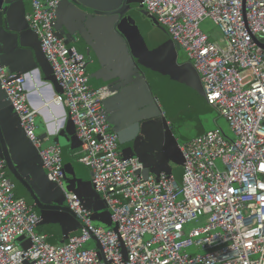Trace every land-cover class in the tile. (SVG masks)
Listing matches in <instances>:
<instances>
[{
	"label": "built area",
	"instance_id": "2783aa9c",
	"mask_svg": "<svg viewBox=\"0 0 264 264\" xmlns=\"http://www.w3.org/2000/svg\"><path fill=\"white\" fill-rule=\"evenodd\" d=\"M61 2L31 0L27 20L63 90L54 102L68 107L82 142L75 156L91 169L118 232L95 226L92 213L66 193L83 229L64 244H50L37 232L40 215L17 196L0 159V264H264V0H143L184 50L209 105L236 137L231 141L217 129L181 146L182 186L165 173L144 180L139 159L123 158L103 110L109 87H90L86 56L57 36ZM207 18L224 44L201 30ZM0 82L26 136L40 149L49 180L63 187L62 148H42L25 76L0 64ZM191 223L201 227L187 230ZM94 239L101 249H86ZM192 248L200 253L191 254Z\"/></svg>",
	"mask_w": 264,
	"mask_h": 264
},
{
	"label": "water",
	"instance_id": "95a60500",
	"mask_svg": "<svg viewBox=\"0 0 264 264\" xmlns=\"http://www.w3.org/2000/svg\"><path fill=\"white\" fill-rule=\"evenodd\" d=\"M28 1L0 0V64L17 77L42 72L56 93L63 94L41 41L30 28ZM55 30L67 46L78 42L86 45V69L98 64L99 69L90 79L102 81L110 89L103 110L111 130L118 135L123 158L139 159L144 167L141 172L144 180L150 176L159 179L163 173L174 175L172 163H184L181 145L151 84L153 72L165 67L179 73L196 71L192 64H178L180 45L146 10L143 0H62ZM164 49L169 53L167 59L158 55ZM195 73L201 82L199 73ZM45 137L39 138L42 141ZM52 137L63 149L74 151L82 147L71 119ZM0 159L6 162L12 178L26 190L34 211L40 215L39 226H59L64 241L73 230L81 231L82 223L66 197V193H72L92 213L95 226L118 232V225L113 223L111 211L96 192L86 166L65 157L63 187L49 180L40 149L26 136L1 82ZM22 240L24 237L18 239ZM93 241L101 249L97 240ZM23 246L28 250L31 241Z\"/></svg>",
	"mask_w": 264,
	"mask_h": 264
},
{
	"label": "rangeland",
	"instance_id": "374dc122",
	"mask_svg": "<svg viewBox=\"0 0 264 264\" xmlns=\"http://www.w3.org/2000/svg\"><path fill=\"white\" fill-rule=\"evenodd\" d=\"M201 30L211 38L212 42L217 44H224L221 30L211 19L207 18L202 22ZM165 51L166 49L162 50L161 52L163 55L159 53V57L162 58L163 56L164 59L169 58L168 51ZM177 60L181 65L184 63H189L184 50L181 48L178 51ZM91 67L92 66H90V69ZM157 73L165 77L167 80L164 86L166 91L162 94L161 97L164 102V106L161 105L162 112L164 114V117L169 122L171 129L173 130L181 146H183L189 140H192L200 135L209 133L217 129L221 130L223 135L229 140L232 141L236 139L231 130L230 123L225 118H223L215 108L207 103V101L203 98L202 92L197 90L198 87L195 82H189L188 79H179V77L177 76L178 72H173L166 67L161 71L157 70ZM105 85L106 84L102 83L99 87H104ZM63 150H67V154L65 153L66 155H69L71 153L69 152L68 148H65ZM67 157L72 158L71 156ZM72 159L75 162H79V157H75ZM172 165L174 168V177L179 185L182 186L185 176L184 166L181 162L178 161L173 162ZM88 171L89 175L91 176V171L89 169ZM199 227H201V225L196 223H191L186 226L187 230ZM148 239L149 237L146 238V241ZM85 248L95 249L96 243L92 240L85 246ZM189 252L191 254L200 253L199 249L197 248H192L189 250Z\"/></svg>",
	"mask_w": 264,
	"mask_h": 264
},
{
	"label": "crops",
	"instance_id": "0c3cea01",
	"mask_svg": "<svg viewBox=\"0 0 264 264\" xmlns=\"http://www.w3.org/2000/svg\"><path fill=\"white\" fill-rule=\"evenodd\" d=\"M27 9H28V13L32 11L31 0H29L27 3ZM71 47L76 48L77 51L80 52L81 54L85 56L87 55L86 54L87 47L83 42H78L72 45ZM185 64H192V63L189 60V63H184L182 65H185ZM179 65L182 66L181 64ZM90 66H92L91 69H90ZM90 66L87 68V73H89V76L91 77V74L95 73L99 69V66L97 63H93ZM194 70L196 69L194 68ZM195 72L196 71H194L193 73L189 71H186V72L184 71L183 73L178 72L177 76L179 77V79H182V80L188 79L189 82H195L198 87L197 90L202 92L203 98L207 101L202 82H200ZM25 78L27 80L26 89L29 95L30 105L32 106L33 109L38 111V114L36 117L37 136L45 137L44 135H47L42 140V148H44V146L45 148H48L50 146L55 145L52 134L57 132V130H59L60 128L66 127L67 121L69 120V109L66 105L55 104L54 99L56 98V95H59V94L56 93L55 88L52 86V84L49 81H46L45 75L42 72H36L30 75H26ZM102 83H103L102 81L90 79L89 86L94 89H98V88H101L99 86ZM79 149L71 151L68 148L69 152L71 153L69 155H66L67 150H63L62 148L63 157L65 158L67 156H71L72 158H75L77 157L75 156V154L79 151ZM88 169L91 171L90 168ZM9 179L16 184V181L13 178L9 177ZM91 179H92V171H91ZM16 187H17L16 190L19 193L20 198L25 200L29 205H32V202L28 198L26 190L24 188L18 187L17 184H16ZM49 226H52V227H49ZM37 232L40 234L46 235L48 239H51V241L53 242V245L64 244L67 241V240L64 241L62 230L57 225H48L45 227L39 226L37 228ZM75 232L77 233L79 231L73 230L72 234H74ZM60 234L62 235V237H59ZM70 237H73V236H70Z\"/></svg>",
	"mask_w": 264,
	"mask_h": 264
},
{
	"label": "trees",
	"instance_id": "16d2710c",
	"mask_svg": "<svg viewBox=\"0 0 264 264\" xmlns=\"http://www.w3.org/2000/svg\"><path fill=\"white\" fill-rule=\"evenodd\" d=\"M152 80H153V82H152V90H153V93L156 95V97L159 99V101H160V104L162 105V106H164V102H163V100H162V94L166 91V89L164 88V86H165V84H166V82H167V80H166V78L165 77H163L162 75H160L159 73H157V72H153V75H152ZM190 141V140H189ZM188 142V141H187ZM174 169V168H173ZM174 171V170H173ZM9 175V177L10 178H12V176H10V174H8ZM14 181V180H13ZM16 184L18 185V187H21V188H23L18 182H16ZM27 193V192H26ZM16 194H17V196L18 197H20L19 196V193L17 192V190H16ZM28 195V194H27ZM49 227H52V226H49ZM81 233V231H79V232H75L74 234H72L71 236H74V235H79ZM49 236V235H48ZM59 237H62V235L60 234L59 235ZM50 238V237H49ZM69 240V239H68ZM67 240V241H68ZM66 241V242H67ZM48 242L50 243V244H52L53 245V242L51 241V239H48Z\"/></svg>",
	"mask_w": 264,
	"mask_h": 264
},
{
	"label": "flooded vegetation",
	"instance_id": "af4514ba",
	"mask_svg": "<svg viewBox=\"0 0 264 264\" xmlns=\"http://www.w3.org/2000/svg\"><path fill=\"white\" fill-rule=\"evenodd\" d=\"M147 71V70H146ZM155 95V94H154ZM156 96V95H155Z\"/></svg>",
	"mask_w": 264,
	"mask_h": 264
}]
</instances>
